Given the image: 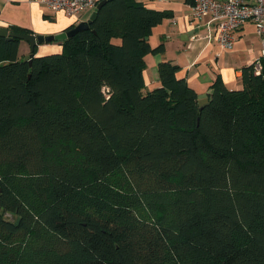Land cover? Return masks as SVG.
<instances>
[{"label":"trees","instance_id":"trees-1","mask_svg":"<svg viewBox=\"0 0 264 264\" xmlns=\"http://www.w3.org/2000/svg\"><path fill=\"white\" fill-rule=\"evenodd\" d=\"M170 17L109 0L31 66L0 37V264H264V59L201 110L171 60L143 92Z\"/></svg>","mask_w":264,"mask_h":264},{"label":"crops","instance_id":"crops-1","mask_svg":"<svg viewBox=\"0 0 264 264\" xmlns=\"http://www.w3.org/2000/svg\"><path fill=\"white\" fill-rule=\"evenodd\" d=\"M139 1L152 9L172 11V17L155 26L148 37L152 47L163 44L164 50L144 56L145 87L143 92L160 85L157 65L163 60H171L177 64L179 66L177 75L184 77L198 94L208 92L217 75L221 77L223 84L228 89L237 87L234 85L236 83L241 86L240 68L249 65L255 58L254 54H250L245 59V63H241L238 70L220 66L217 59L213 58V55L217 57L220 54L218 51H221L215 40L207 43L205 40H191L190 38L197 31L196 25L199 23L198 20H190L188 5L190 0ZM89 16L90 14L84 13L77 18L61 11L52 12L41 0H0V27L18 26L30 30L35 35L46 36L60 33L70 25L87 20ZM248 24L253 25L250 22H245L242 28ZM61 49V44L57 42L39 44L36 47L35 56L59 53ZM28 52V43L23 45L19 43L20 58Z\"/></svg>","mask_w":264,"mask_h":264},{"label":"built area","instance_id":"built-area-1","mask_svg":"<svg viewBox=\"0 0 264 264\" xmlns=\"http://www.w3.org/2000/svg\"><path fill=\"white\" fill-rule=\"evenodd\" d=\"M52 12L61 11L79 18L91 14L96 0H41ZM189 17L198 20L191 40H215L221 49H231L236 42L235 31L245 22L253 24L261 48L249 65L260 75L264 59V0H190Z\"/></svg>","mask_w":264,"mask_h":264},{"label":"water","instance_id":"water-1","mask_svg":"<svg viewBox=\"0 0 264 264\" xmlns=\"http://www.w3.org/2000/svg\"><path fill=\"white\" fill-rule=\"evenodd\" d=\"M107 1L109 0H99L87 20L77 23L74 27H72L71 29L67 31H62L60 33L53 34V35L43 36V35H35V34H30V33L12 32V31H9L7 27H0V37H4L8 40L17 38L19 40H24L25 42H27L29 45V52L22 57V60L27 61L28 65L31 66L32 57L35 55L34 51H35L36 46H38L39 44H43V43H47L51 41L63 40L67 37L74 35L80 30L87 29L89 27V23L95 19L98 10ZM29 69L31 70V68ZM212 95H213V89H210L208 92L198 94L197 97H198V104L200 106L199 107L200 110L202 109L204 105L209 104V102L212 99Z\"/></svg>","mask_w":264,"mask_h":264},{"label":"rangeland","instance_id":"rangeland-1","mask_svg":"<svg viewBox=\"0 0 264 264\" xmlns=\"http://www.w3.org/2000/svg\"><path fill=\"white\" fill-rule=\"evenodd\" d=\"M236 42L233 48L231 49H221L218 51L220 54L217 57L213 58L217 59V63L220 66H228L233 69H239L241 67V63H245V59L249 57L250 54H254L257 56L258 50L261 48L259 38L255 32L253 25H246L244 28H240L235 31ZM20 44H26L24 40H20ZM217 48V50H219ZM237 80V79H236ZM241 84V80H240ZM234 89L241 88L239 84H234ZM240 86V87H239Z\"/></svg>","mask_w":264,"mask_h":264}]
</instances>
